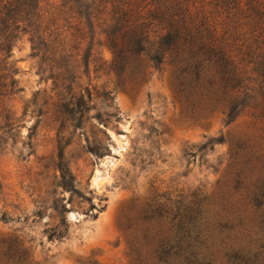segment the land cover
<instances>
[{"label": "rangeland", "instance_id": "obj_1", "mask_svg": "<svg viewBox=\"0 0 264 264\" xmlns=\"http://www.w3.org/2000/svg\"><path fill=\"white\" fill-rule=\"evenodd\" d=\"M89 51L62 90L28 34L16 41L18 90L0 102V256L18 236L40 264H135L129 238L184 216L202 264H264V125L199 118L170 70L139 78L111 67L104 42Z\"/></svg>", "mask_w": 264, "mask_h": 264}, {"label": "trees", "instance_id": "obj_2", "mask_svg": "<svg viewBox=\"0 0 264 264\" xmlns=\"http://www.w3.org/2000/svg\"><path fill=\"white\" fill-rule=\"evenodd\" d=\"M22 34L43 61L54 63L55 88H73L70 63L85 58L84 43L89 58L104 42L119 73L143 78L148 66L170 70L176 91L199 118L219 112L229 123L247 114L264 125V0H0L2 103L18 90L10 57ZM67 104L83 111L82 102ZM59 168L61 184L74 190L70 168L62 161ZM178 220L184 230L150 224L129 238L135 264H202L194 230L181 226L184 216ZM51 230L50 238L62 237L68 225ZM6 252L0 264H40L18 236Z\"/></svg>", "mask_w": 264, "mask_h": 264}]
</instances>
